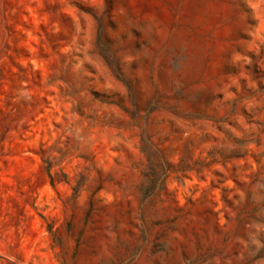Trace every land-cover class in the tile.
<instances>
[{
    "label": "rangeland",
    "instance_id": "374dc122",
    "mask_svg": "<svg viewBox=\"0 0 264 264\" xmlns=\"http://www.w3.org/2000/svg\"><path fill=\"white\" fill-rule=\"evenodd\" d=\"M0 264H264V0H0Z\"/></svg>",
    "mask_w": 264,
    "mask_h": 264
}]
</instances>
